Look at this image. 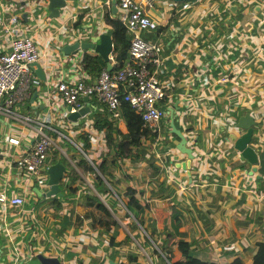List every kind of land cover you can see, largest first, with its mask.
Wrapping results in <instances>:
<instances>
[{"label":"crops","instance_id":"0c3cea01","mask_svg":"<svg viewBox=\"0 0 264 264\" xmlns=\"http://www.w3.org/2000/svg\"><path fill=\"white\" fill-rule=\"evenodd\" d=\"M64 3L57 16L40 11L39 14L46 15L47 25H42L40 17L35 18L33 7L20 8L22 21L32 30L39 50L36 63L46 76L40 81L35 74L28 94L15 108L32 119L45 120L50 129L61 134L55 143L64 152L70 150L65 147L68 143L77 144L70 135L82 121L77 127L87 132L90 142L85 155L98 162L107 148L102 132L91 128L89 114L93 109L99 110L100 103L92 96L87 100L81 98L80 105L87 106L89 113L73 123L66 118L60 95L52 84L60 78L81 76L86 80L93 76L82 70L80 56L72 62L67 61L69 56H58V35L87 25L96 26L98 31L110 30L111 26L100 6L101 0ZM231 3L235 4V13L228 9ZM109 12L112 14L110 8ZM150 12L162 23L150 34L152 40L161 41L163 48L158 79L171 85L169 103L178 100L174 124L185 135L193 156L189 167L181 165L186 158L175 149L178 138L166 125L168 134L162 131L165 169L156 167L157 173L151 175L144 159L131 161L123 157V162L118 161L120 168L112 169L113 173L126 174L127 183L137 190L138 200L149 198L143 211L144 222L153 225L156 240L166 239L164 253L171 260L179 254L177 243L182 239L190 245L185 250L189 257L227 264L236 255L247 263L255 242H264V185L258 181L264 183V172H260L258 165L251 174L247 172L251 165L232 148L228 132L239 135L240 129L234 123L241 113L248 111L254 123L260 118L262 124L255 136L252 134L251 145L264 150V0H199L179 19H167L161 3H155ZM85 52L99 55L92 50ZM110 52L103 59L111 68ZM218 76L224 80L216 81ZM166 119L168 122L167 114ZM10 133L20 138L17 146L5 141V135ZM31 139L27 125H15L0 115V188L5 187L7 193H25L19 210L6 207L4 214L0 212V264H9V257L27 250L54 255L61 264H87L89 258L98 259L100 264H108L109 259L111 264H119L127 250L116 251L115 255L110 254L111 250H103V234L89 228V219L81 218L71 198L62 199L55 211L67 217L66 224L59 228V217L53 214L47 196H40L28 181L15 180L17 173L8 167V160L26 149ZM48 154L47 151L46 159L50 162ZM153 164L157 166L155 159ZM74 169L83 176L77 167ZM255 174L259 177L254 178ZM89 176L87 173L76 184L83 195L92 193ZM159 180L171 190L167 198L149 195L150 188L155 189ZM72 198L82 199L78 192ZM8 227L11 240L5 236ZM14 243L16 251L12 250ZM150 256L149 264H155L157 257Z\"/></svg>","mask_w":264,"mask_h":264},{"label":"built area","instance_id":"2783aa9c","mask_svg":"<svg viewBox=\"0 0 264 264\" xmlns=\"http://www.w3.org/2000/svg\"><path fill=\"white\" fill-rule=\"evenodd\" d=\"M161 1L163 3L160 0H114L112 5L115 6V10L114 14H111L109 7L112 0H101L100 6L104 12L123 25L128 37L127 49L120 65L115 70L102 67L86 80L81 76L66 80L60 78L55 80L52 86L60 95L63 107H68L66 112L79 107L82 96L87 95L88 98L92 96L96 102L103 104L108 114L115 121H119L121 120L119 102L125 101L138 115L146 133L151 135L150 140L145 135H141L140 139L142 142L151 141L150 154L157 163L155 166L165 169L162 153L166 149L162 143L164 136L162 131L164 129L168 134L165 107L169 105L171 85L169 81L158 79L162 72L161 41L144 39L140 37L139 32L142 29L153 30L162 24L150 12L155 3H161L162 9L163 7L166 9L169 16L167 19L171 16L179 19L185 10L199 0ZM42 3V0H0V115L9 118L15 125H27L29 136L32 137L26 149L9 158L8 167L16 171L18 176L15 178L16 181H28L30 185L40 190V193L47 189L46 168L51 163L46 159L49 148L55 147L65 158L62 148L54 142V137H51L46 129L53 131L55 137L61 134L50 129L45 120H35L27 114L17 112L15 104L28 94L29 86L35 82L36 76L30 68V63L39 57V50L32 39V30L22 21L20 8L33 7L36 10L35 18L40 17V20L44 21L47 14L44 16L39 14L40 11L45 12L41 7ZM43 21L42 25H47V22ZM215 80L222 81L224 77L218 76ZM260 125L262 124L252 127L254 136ZM74 128L76 132L80 131L78 127ZM4 138L10 145L17 146L20 142V138L11 133ZM74 147L80 152L83 150L79 144H74ZM73 167L76 168L74 165ZM63 179L62 175L58 182ZM90 188L92 193H96L92 186ZM148 199L142 197L140 200L145 203ZM24 201V192L7 193L5 187L0 188V212L3 214L6 207H15L19 210ZM104 204L109 209L106 203ZM33 213L35 217V212ZM12 215L16 217L15 214ZM6 225L3 224L4 229ZM10 234L8 227L5 236L9 240ZM42 234L45 236L44 227ZM12 250L16 251L15 243ZM148 260L151 261L149 258ZM9 264H13V261Z\"/></svg>","mask_w":264,"mask_h":264},{"label":"trees","instance_id":"16d2710c","mask_svg":"<svg viewBox=\"0 0 264 264\" xmlns=\"http://www.w3.org/2000/svg\"><path fill=\"white\" fill-rule=\"evenodd\" d=\"M106 14V12H104ZM235 13V12H234ZM111 28L109 37H111L112 48L110 52L112 66L111 69L115 70L120 65L121 59L124 57L128 37L126 36L123 25L113 17H109L106 14ZM152 30L142 29L139 34L144 39H149ZM78 62L83 71L87 72L90 76L96 74L102 67H106V60L96 54H88L83 52ZM95 102L96 100L93 99ZM99 104V102H96ZM93 104V102H91ZM100 109L91 110L89 118L92 121L91 128L96 131H101L104 137L105 146L107 150L100 156L98 162L90 160L92 164L77 151V149L71 145L70 150L66 155L67 159L72 161L73 165L85 176L87 173L92 174L89 178L90 185L94 188L96 193H88L83 195L77 189V185L81 183V177L76 172L73 166H68L67 161L64 160L62 155H57L50 158V161H61L66 171L63 175L64 179L58 182L61 196L51 195L47 196L49 205L53 209V214L58 215L59 224L58 227L62 228L66 224V218L64 214H57V209L62 199L68 200L71 198V203L75 210L80 214L81 218L89 219V228L91 230L96 229V232L101 233L113 239L111 243L105 244L103 250H111V255H115L116 251H119L121 245L124 242L127 233L122 229L119 224V220L123 221L127 227L129 233H131L134 239L142 238V242H139V247L143 248V243L146 242L151 252H144L146 257L150 260L151 254L157 257L155 264H221L220 262H212V260H202L197 257H189L186 254V249L189 248V244L182 239L178 240L177 246L180 250L175 259H170L166 253V239L156 240L153 237V225H146L144 222L143 211L145 209V203L138 200L136 188L127 183V176L123 172L119 171L117 176L114 175L113 170L119 169V163L123 162L122 158L127 157L128 160L135 161L144 159L146 164L151 168V175L157 173L156 166L153 164V158L150 154L151 141L142 142L141 135H145L148 140L151 139V135L147 134L144 128L141 126V121L138 115L130 109L125 101L119 102V111L121 119L116 122L105 110L103 104L100 103ZM82 121H79L74 127L81 125ZM261 123L260 118L254 123L255 126ZM46 132L55 137V133L46 129ZM253 132V129H252ZM75 142L78 143L83 152L89 149L90 142L89 136L86 131L80 130L75 132ZM257 157L259 158V170L264 172V150L257 147ZM85 153V152H84ZM261 185H264L263 181L258 180ZM124 182L126 185L122 184ZM155 189L149 190V195L152 197L167 198L171 190L167 191V186L162 180L157 181ZM166 191V192H165ZM78 192V197L81 200L74 201L72 198L74 193ZM102 199H101V198ZM102 201H101V200ZM109 209L106 208L105 204ZM121 208L122 211L118 212ZM117 219H115V217ZM128 219V220H127ZM129 228L131 230H129ZM137 229V230H136ZM140 229L141 233H138ZM29 237V236H28ZM150 243L153 245H150ZM158 250V251H157ZM136 250H127L123 254V260L119 261V264H149L148 261L138 262L136 258ZM87 264H100L98 259L89 258ZM227 264H264V242L258 240L255 242V248L251 254L250 261L245 263L241 261L236 255Z\"/></svg>","mask_w":264,"mask_h":264},{"label":"water","instance_id":"95a60500","mask_svg":"<svg viewBox=\"0 0 264 264\" xmlns=\"http://www.w3.org/2000/svg\"><path fill=\"white\" fill-rule=\"evenodd\" d=\"M45 3L44 5L41 4V7H43L46 10V14L48 16H57L59 13V10L62 6L65 5L64 2L67 0H43ZM175 1H181V0H175ZM114 3V0H112V3L110 4V11L114 14L115 6L112 4ZM235 4L231 3L228 5V9L232 12H234ZM96 26L90 27V25L85 28H78L75 30H71L68 33H65V35L60 34L58 35L57 39H59V44L57 47L58 50V56L59 57H67V61L72 62L76 59V57L80 56L83 52L86 50H92L99 54L102 58H106V53L111 50V37H109V29H105L103 31H98L95 28ZM90 28V29H89ZM106 67L110 68V63H106ZM30 68L32 69L33 73L38 76L37 78L40 81H43L45 78V74L40 69L39 64L36 63V61H33L30 63ZM36 93H32V96L34 97ZM83 99L87 100L88 96L84 95L82 96ZM177 99L170 102L168 106L165 107V110L167 111L168 116V131L175 134L177 136L178 140L175 143V149L184 154L186 158V162H182V166L185 165L189 167V162L192 158L191 153V147L187 146V139L184 134L181 133L178 127L174 124V110L177 109ZM64 111H67L68 107H63ZM67 116L66 118L75 123L77 122L82 116L85 114H88L87 106L80 105L73 111L66 112ZM252 125H254V117L250 112L245 111L241 113L235 123L234 126L236 129H240L239 135L236 137L233 133L228 132L229 141L231 143L232 148L235 150V152L238 154L239 157L244 158L251 166L250 169L247 170L249 174H251L253 171H255L256 166L259 164V158L256 154V148H254L251 145V138H252ZM81 154L89 161L87 156L83 151H81ZM91 164L92 162L89 161ZM66 171V168L64 164L61 161H54L51 162L47 168H46V178L45 183L47 186V189L44 192L40 193V190H38L36 187L33 186V190L36 191L41 196H51V195H57L61 196L62 192L60 190V186H58V180L64 175ZM188 174V173H187ZM259 175L255 174L254 178H258ZM102 199V198H101ZM100 199V200H101ZM102 201V200H101ZM104 202V201H103ZM13 261V264H61L59 258H57L54 255H43L39 253V251L36 252H30V251H22L20 254L12 255L9 257L8 262L11 263ZM112 260H108V264H111Z\"/></svg>","mask_w":264,"mask_h":264},{"label":"rangeland","instance_id":"374dc122","mask_svg":"<svg viewBox=\"0 0 264 264\" xmlns=\"http://www.w3.org/2000/svg\"><path fill=\"white\" fill-rule=\"evenodd\" d=\"M154 6H155V4H154ZM74 134H75V132L74 133H71V135L70 136H73L74 138H75V136H74ZM73 138V139H74ZM59 142V140L58 139H56L55 138V140H54V142ZM78 144V143H77ZM66 148H70L71 147V144H67V146H65ZM69 150V149H68ZM62 151L64 152V149H62ZM77 151L79 152V153H81L78 149H77ZM83 151V150H82ZM85 153H87L88 152V149H86L85 151H84ZM48 155H49V157L50 158H52V157H55V156H57L59 153L56 151V149H55V147H53V146H51L50 148H49V150H48ZM65 153V158H64V160L65 161H67V163H68V166H73L72 164V161H70L69 159H67V157H66V155H67V153H68V151H65L64 152ZM59 155H63V153H61V154H59ZM100 156H101V154H100ZM96 161V160H95ZM90 176H91V174H90ZM89 176V177H90ZM169 189L167 188V191H168ZM166 192V191H165ZM122 211V209L121 208H119L118 209V212H121ZM115 217V216H114ZM115 219H117L116 217H115ZM128 220V219H127ZM119 224L122 226V229L127 233V236L125 237V239H124V242H123V244L121 245V247H120V250H136V253H135V255L137 256V258L139 259V262H144V261H148L149 263H150V261L148 260V258L146 257V255H145V252H144V249L146 250V251H149V250H153V249H150L151 247H149L148 245H147V243L146 242H144L143 243V248L142 247H139V244H138V241L139 242H142V238H139V240L137 241L136 239H134L131 235V233H129V231H128V229H127V227L124 225L125 223L123 222V221H120L119 220ZM129 230H131L130 228H129ZM137 230V229H136ZM138 233H141V231H140V229H138V231H137ZM141 234H143V233H141ZM97 236H99V234L97 233L96 234ZM100 238H101V240H102V242H104V244H108V243H111L112 241H113V239L111 238V239H108V237H105L104 235H100ZM150 245H152L151 243H150ZM153 246V245H152Z\"/></svg>","mask_w":264,"mask_h":264}]
</instances>
